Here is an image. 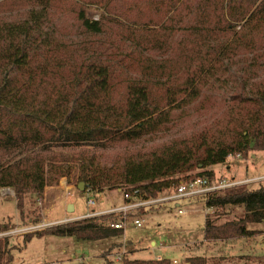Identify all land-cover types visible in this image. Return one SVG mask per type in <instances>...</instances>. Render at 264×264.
I'll return each mask as SVG.
<instances>
[{
	"label": "trees",
	"instance_id": "1",
	"mask_svg": "<svg viewBox=\"0 0 264 264\" xmlns=\"http://www.w3.org/2000/svg\"><path fill=\"white\" fill-rule=\"evenodd\" d=\"M64 1L0 0V190L15 191L21 215L29 196L44 201L65 177L95 193L123 191L132 201H149L181 177L220 183L212 167L264 152V0H144L142 24L134 17L140 0H129L126 11L118 4L128 0H90L86 8L96 7L100 18L80 9L76 38L52 23ZM216 88L219 119L193 136L122 164L90 158L84 149L108 152L169 132L176 114L205 111ZM58 150L79 154L60 159ZM245 185L203 196L208 210L245 212L223 225L208 215L207 242L261 235L248 225L264 223V188ZM127 218L112 213L51 226L24 234L25 246L35 237H121L124 228L112 226ZM15 229L3 225L0 233ZM6 239L0 264L13 262Z\"/></svg>",
	"mask_w": 264,
	"mask_h": 264
},
{
	"label": "rangeland",
	"instance_id": "2",
	"mask_svg": "<svg viewBox=\"0 0 264 264\" xmlns=\"http://www.w3.org/2000/svg\"><path fill=\"white\" fill-rule=\"evenodd\" d=\"M89 4L90 0H67L57 3L52 18L53 25L59 32L71 38L81 36L77 29V14L80 9L89 10V17L95 20L100 18L96 7L86 8ZM144 4V0H140V14L135 9L134 17L139 22L137 24H142L145 15L148 14L147 10H143ZM16 8L17 6L15 10ZM98 8L102 9L101 6ZM118 8L126 11L132 9V6L128 0L118 4ZM117 40L120 39L112 38L110 41ZM135 71L141 70L135 66ZM115 86L119 91L124 90L119 79L115 82ZM220 93L217 88L211 93L213 100L209 101L205 111H198L195 107L185 113L176 114L173 124L168 129L170 131L160 136L146 139L141 143L121 144L108 152L84 149L90 158L93 154L99 158L103 156L108 159L107 163L122 164L125 158L147 157L152 151L193 136L202 127L217 121L221 114V111L218 113L217 105ZM203 118L205 121L201 126L200 122ZM78 154L79 151L71 153L57 151L60 159H65L67 156L74 160ZM213 170L216 180H225V182L256 180L255 183L245 186H248L250 191L264 188V152H250L247 158L241 157V159L236 156L231 157L227 163L214 166ZM198 173L194 171L189 175L196 176ZM180 180L181 183L186 179L181 177ZM79 184L65 177L46 191L44 201L34 195L29 196L25 200L23 215L18 210L15 191L0 190V226L9 224L17 229L45 225L51 227L66 223L65 219L82 220L92 211L107 212L126 206L123 191L94 193L87 189L86 192H81L78 190ZM178 185L175 186L176 189ZM172 191L169 190L161 197L169 196ZM203 196L147 207L142 213L137 211L131 214L134 218H127L123 236L103 241L91 242L48 236L35 237L25 246L24 234L8 237L6 239L8 251L13 258L11 264H125V261L190 264L189 260L194 258L204 259L206 264H264V223L248 225L249 230L262 232L252 239L235 238L212 242L205 240L208 215L217 225H223L239 222L245 212L242 208L231 207L209 211ZM88 201H95L96 206L89 207ZM69 205L74 207L73 212H70ZM179 211L185 212L179 214ZM136 220L141 222V227L134 225ZM36 222L40 224L35 225ZM48 227L38 230L42 231Z\"/></svg>",
	"mask_w": 264,
	"mask_h": 264
},
{
	"label": "built area",
	"instance_id": "3",
	"mask_svg": "<svg viewBox=\"0 0 264 264\" xmlns=\"http://www.w3.org/2000/svg\"><path fill=\"white\" fill-rule=\"evenodd\" d=\"M254 181H256V180H247L245 182H225V180H223L222 182H220L218 184H211L209 182V180H207V179H195V180L188 181V182L187 181L181 182L180 185L177 187V189L175 188V191H174V189H171L174 192L172 191V194H170L169 196H167L165 198L161 197L162 195H164V193H163L158 198L152 199L149 201H143V200L132 201L133 198L127 192H124L125 202H126L125 207H123L121 209H113V210H110L107 212L92 211V212H89V214H88L89 216L87 218H92V217H97V216H102V215L112 214V213H121L124 215V219H126L128 214H135L140 209H145L147 207L159 205V204L166 203V202L179 201V200L185 199V198H197V197L207 195L210 193H214V192L224 190L227 188L245 185V184H250V183H255ZM258 181H261V179H258ZM166 192H168V191H166ZM88 205H89V207H95L96 202L95 201H88ZM209 211H213V209L209 210ZM184 212L185 211H179V214H183ZM125 223L123 225L122 224L121 225H114L112 227L115 229H121V228H124ZM134 225L138 226V227L142 226L141 222L139 220H136L134 222ZM48 226L49 225L37 226V227L31 226L29 228H23V229H17L16 228L15 230L10 231V232L0 233V239H4V238H8V237H16L19 235H23L26 233L37 231L38 229H40L42 227H48Z\"/></svg>",
	"mask_w": 264,
	"mask_h": 264
},
{
	"label": "water",
	"instance_id": "4",
	"mask_svg": "<svg viewBox=\"0 0 264 264\" xmlns=\"http://www.w3.org/2000/svg\"><path fill=\"white\" fill-rule=\"evenodd\" d=\"M78 190L81 191V192H86V185L85 184H80L78 186ZM69 209H70V212H73L74 210V207L72 205H69Z\"/></svg>",
	"mask_w": 264,
	"mask_h": 264
},
{
	"label": "crops",
	"instance_id": "5",
	"mask_svg": "<svg viewBox=\"0 0 264 264\" xmlns=\"http://www.w3.org/2000/svg\"><path fill=\"white\" fill-rule=\"evenodd\" d=\"M211 171H214L213 170V167L210 169ZM112 192H115V191H112ZM168 192H169V190H168ZM87 217V216H86ZM77 219H80V218H77ZM77 219H65V221L64 222H66V223H69V222H74L73 220H76V221H78ZM83 219H85V218H83Z\"/></svg>",
	"mask_w": 264,
	"mask_h": 264
}]
</instances>
